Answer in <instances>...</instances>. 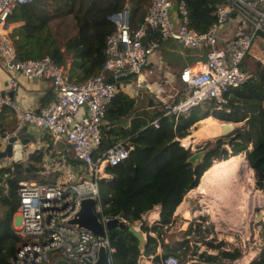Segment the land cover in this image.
<instances>
[{
    "label": "built area",
    "instance_id": "1",
    "mask_svg": "<svg viewBox=\"0 0 264 264\" xmlns=\"http://www.w3.org/2000/svg\"><path fill=\"white\" fill-rule=\"evenodd\" d=\"M33 1L0 0V62L10 72L8 86L16 84L18 75L48 80L54 87L55 98L35 111L21 108L6 90L0 89V107L10 106L17 120L13 131L0 135V147L23 126H30L52 135L54 145L58 140L66 142L78 167L64 164L56 167L59 175L53 183L25 180L19 183V205L12 217V227L22 241L11 264H94L101 246L105 248L106 264H113L114 249L105 223L111 217L124 218L104 214L106 205L100 195L99 181H107L109 178L103 174L106 166L123 162L129 151L128 143L122 140L98 151L96 157L93 155L101 143V125L107 107L125 86L121 81L107 82V77L132 73L134 87L151 88L140 77L144 67L161 40L173 39L183 47L203 49L204 60L198 69L184 67L180 71L183 97L175 102L164 101L162 112L144 128H158L161 119L169 116L176 122L179 115L211 100L217 107L221 106L226 101L225 95L248 79L245 59L249 58L247 55L254 56L250 49L258 43L255 38L259 36L264 42V0H221L214 6V20L204 31L192 27L184 0H150L142 21L136 29H131L130 7L126 3L121 10L106 16L114 30L106 37L105 60L100 70L81 81L71 79L68 71L48 55L25 60L16 57L12 35L24 22L9 18L17 5ZM231 23L233 29L226 30V25ZM148 31L158 32L159 39L148 37ZM0 168L12 172L15 164H0ZM9 171L1 175L0 186L6 185ZM84 198L94 199L93 211L104 227L103 237L71 223ZM162 262L177 264L174 257Z\"/></svg>",
    "mask_w": 264,
    "mask_h": 264
},
{
    "label": "trees",
    "instance_id": "2",
    "mask_svg": "<svg viewBox=\"0 0 264 264\" xmlns=\"http://www.w3.org/2000/svg\"><path fill=\"white\" fill-rule=\"evenodd\" d=\"M149 1L35 0L30 3H21L14 8L10 16L11 19L24 22L12 35L16 57L19 60H25L48 55L53 62L66 68L67 58L70 55L69 76L75 81H81L98 73L105 60V40L114 30L113 23L106 16L121 10L128 2L130 7L129 25L131 29H136L143 19ZM184 1L192 27L204 31L214 20V6L221 0ZM148 37L159 39V33L148 31ZM248 73V79L240 86L231 89L225 95V103L221 104L220 109H212L210 115L204 109L217 107L214 100L196 106L186 114L179 115L176 122L174 117L169 116L161 119L158 128L153 126L143 128L152 118L162 112L163 102L157 98L156 101L152 100L150 104L154 107L152 113H145L133 118L130 121L129 129L123 131L126 135H129L128 139H130L127 145L128 158L115 166H106L105 172L112 174L116 178L115 180L108 182L101 179L99 181L100 195L106 205L104 214L108 216L120 215L127 222L132 223L140 218L138 210L141 203L140 198H142V202L151 198L152 195H148V191L155 197L162 196L163 198L165 195L170 198L174 197L171 204L163 209L175 207L186 191L198 185L200 177L212 165L213 160H225L229 156L240 154L243 151L246 152V159L249 167L254 172L257 185L264 188V140L261 141V135H264V64L256 62ZM179 97H181V94H179ZM177 100L176 97L170 102ZM133 107V99L119 89L107 107L104 121L107 120L109 125H112L121 118L129 116L134 109ZM209 117L231 122L244 120L248 128L237 131L234 136L224 141L217 139L210 142L214 146L205 152L201 162L197 163L196 166L186 161L185 164L188 165L186 169L193 177L189 178L185 186L180 185L179 199L173 194L174 190L167 188V186L164 188L166 193L162 195L163 189H160V187L167 184L166 179L169 181L179 174V170L175 168L176 164L182 158L191 155L188 149H180L177 141L168 145L169 141L176 136H185L186 130L195 122ZM104 124L101 125V133L104 132ZM114 132L112 129H106L107 135ZM253 134L256 136L258 148L248 150V142ZM115 141L101 135V143L93 155L96 157L98 151H104L116 143ZM224 144L230 147V152L225 146H222ZM172 145L175 146V150H178L175 156H171L172 158L167 164L153 172L152 165L160 159H164L169 147ZM149 155H154L153 162H150L151 156ZM145 157L152 165L148 163L146 167L143 166ZM35 161L40 162L41 158L39 156L35 157ZM146 168L151 172H146ZM0 171L3 174L9 171V168H2ZM23 172L24 170L20 164H16L15 169L5 179L6 185L0 186V264H11V259L22 241V237L12 227V217L19 205L18 187L24 179ZM171 173H173V176H171ZM139 183L143 185L137 186ZM131 184L138 187L139 195L137 201L132 204L133 206L128 208L125 204L122 206L120 201L124 189L130 190L128 186H131ZM160 184L163 185L160 186ZM157 186L158 189L152 190ZM142 231L145 232L143 229ZM108 237L114 249L112 253L113 264H138L139 242L131 233L126 230L115 229L108 232ZM146 238L147 245L144 253L147 255L154 254L153 244L156 242V238L149 233H147ZM205 243L208 248L217 249V252L214 254L206 250L198 252L197 247L190 251L187 239H183L178 243L177 248H171L164 244L159 258L163 260L174 257L177 264H185L194 256L200 262L223 264L224 260L231 263V260L236 259L239 255L237 250L233 252L224 250L222 242L213 244L210 240ZM249 264H264V247Z\"/></svg>",
    "mask_w": 264,
    "mask_h": 264
},
{
    "label": "crops",
    "instance_id": "3",
    "mask_svg": "<svg viewBox=\"0 0 264 264\" xmlns=\"http://www.w3.org/2000/svg\"><path fill=\"white\" fill-rule=\"evenodd\" d=\"M172 13H175L173 7ZM10 20H14L13 18ZM228 28L233 29V23L226 25ZM258 46L263 47L264 42L262 38L258 41ZM204 60V50L197 48H186L173 39L161 40L160 46L157 50L150 55L147 64L144 67L141 78L146 79L150 83L151 88H136L134 87L135 76L121 81L122 85H125L120 90L127 94L134 101V109L127 117L121 118L119 121L109 125L108 121H104V132L102 137H106L115 142L126 140L129 144V135L123 131L128 130L130 127V121L136 116L144 115L145 113H152L154 107L150 104L152 100L156 101L158 98L162 102L173 100L177 97L180 99L183 97L184 84L180 80L179 74L184 67H190L192 69H198L201 66L200 63ZM71 64L70 55L67 58L66 70L68 71ZM10 72L5 70L4 66L0 62V89L6 90L8 96L12 97V100L21 108H28L38 111L40 107L47 104L50 100L55 98V90L51 82L48 80L40 79H26L20 75L16 77V84L14 86H8V79ZM181 94V97H179ZM136 113V115H134ZM16 116L14 110L7 105L0 107V135L10 133L16 127ZM144 128V127H143ZM106 129L114 130V133L107 135ZM28 133L34 137V140L27 138V142L19 144L18 142L13 146L12 158H6L0 161V164L14 163L20 164L23 168V174H27L30 180L36 182L53 183L57 181L59 170L56 167L64 164L65 166L78 167L77 161L71 156L66 142L65 146L60 152H57L56 143L53 144V136L44 130L33 128L30 126H23L17 134ZM193 137V136H192ZM188 139V138H187ZM190 142L192 138L188 139ZM188 142L189 146L191 143ZM6 144L0 147V150L5 148ZM40 157L41 161L36 162L35 157ZM62 165V166H64ZM39 168V170H37ZM2 168H0L1 170ZM109 179L108 182L113 181L116 178L112 174L103 172ZM173 173H171V176ZM0 171V177H1ZM36 175L42 176L37 179ZM168 180V179H166ZM145 183V182H143ZM139 183L137 186H142ZM163 184H160L162 186ZM159 187L152 190H156ZM151 190V191H152ZM169 191V189H168ZM173 198L165 195L159 201H152L154 211L147 212L145 214L140 213V219L147 222L157 221L160 218V214L164 207L171 204ZM142 201V198H140ZM180 205L176 206V213H181ZM178 211V212H177ZM154 212V213H153ZM157 212V213H156ZM139 220V219H138Z\"/></svg>",
    "mask_w": 264,
    "mask_h": 264
},
{
    "label": "rangeland",
    "instance_id": "4",
    "mask_svg": "<svg viewBox=\"0 0 264 264\" xmlns=\"http://www.w3.org/2000/svg\"><path fill=\"white\" fill-rule=\"evenodd\" d=\"M128 3V2H127ZM129 5V3H128ZM260 39L259 36L255 38V42H258ZM250 54H254L252 57L251 55L246 57L245 59V64L247 67V70L249 71L252 66L256 62H261L264 64V46L259 47L258 43H254L250 49ZM221 106L218 107H213L211 109H204V111H207L206 113L209 115L212 112V109H220ZM222 109V108H221ZM210 118V117H209ZM206 118V119H209ZM204 119V120H206ZM216 120V119H215ZM220 121L221 125L223 124H229L231 122H225L222 120H217ZM216 124V123H215ZM246 126L245 128H248V125L246 122L239 121V122H232L231 126L234 128L235 126ZM198 122H195L188 130H186V135L183 137H174L173 140L169 141L168 145L173 144L174 141H177L178 146L180 149L186 150L188 149L189 152L192 154L194 153H199L202 154L201 157H199L196 160V163L193 165H197V163L201 162L205 152L214 146L210 142H213L217 139H220L221 141H224L228 139L229 137H214L210 139H204L200 140L196 144L191 143V146L187 147L182 143V140L185 139L188 142H190V138H193V132L194 131H199L196 130L198 128ZM220 128V127H218ZM222 128V127H221ZM203 130V129H202ZM221 135V134H220ZM188 138V139H187ZM264 140V135H261V141ZM192 142V141H191ZM183 144V145H182ZM222 146H225V148L228 149L230 152V147L227 144H224ZM258 144L256 140L255 134H253L248 142V150L251 149H257ZM178 150H175V146L172 145L169 147V151H167L166 156L164 159H160L156 164L152 165L150 162H153L154 155L151 156L150 162L148 161L147 157H145L144 164L143 166L146 167V164H151L153 172L154 170H159L163 167V165L167 164L169 160L172 158L171 156H175ZM181 151V150H180ZM172 154V155H171ZM243 158L245 159L247 166L248 162L246 159V152L243 151L240 153ZM190 155V156H191ZM190 156H186L179 160V162L176 164V170H179V174L175 175L172 179L169 181L166 180L167 184H164V187H160V189H163L162 195L166 193L164 188L167 186V188H172L173 194L176 195V197L179 199V189L180 185L185 186V184L189 181V178L193 177L191 173L188 171V165L185 164L186 161H188V158ZM216 160H213L215 162ZM189 162V161H188ZM250 168V167H249ZM251 169V168H250ZM146 172H151L149 169H145ZM182 170V171H181ZM252 170V169H251ZM253 171V170H252ZM37 179H40L42 176L36 175ZM23 177L25 181H33L29 179V176L27 174H23ZM165 182V183H166ZM169 182V183H168ZM128 185V184H127ZM134 185V184H133ZM131 184L130 190L124 189V193L122 194L121 198V205L125 204L127 205L128 208L133 206L134 201H137V196L139 195L137 191V186H133ZM179 186V187H178ZM248 188L252 192V194H257L260 196V201L252 208V210L248 214L243 215L241 219H238L239 223H242V225L245 224L246 229L241 228L235 230L234 227H232L229 223V221L224 220L223 218L220 219L219 215V210L220 212L225 213L226 215L232 214L234 215L233 211L231 212L227 208L221 206V205H214V211L212 208L209 206V200L211 199L210 197H203L201 194L197 193L195 191V188H192L188 191H186L182 197L180 198L181 200L176 204L183 206L180 207L181 209H186L189 211L190 216L189 218L184 216L182 212L176 213V206L171 207L169 209H163L162 213L160 214V219L157 221H153L152 223L147 222L146 220H142L139 218L134 220L132 223L135 227L139 229H143L145 232H143L145 235L149 233L150 235L154 236L156 238V242L153 244L154 246V254H149L147 255L144 253L145 247L139 248L140 254L138 257V264H165V262H162V259L159 258V256L162 254L163 251V245L170 246L171 248H177L178 243L182 241L183 239H187L188 244L190 246V251L194 250L195 247L198 248V252L201 251H207L209 253H216L217 249H211L208 248L206 245V241H212L213 244H218L220 242L223 243L222 248L224 250H228L230 252H233L237 250L239 252V255L236 259L231 260L232 262L229 263V261L224 260L223 264H233L237 261H240L241 259L251 256L249 262L258 255V253L261 251V249L264 247V219L258 220L257 215L259 213L264 214V188H261L257 185L256 179L254 177V172L252 173V181L247 183ZM178 188V190H176ZM148 195H152L151 198L148 200L146 199L145 201H140V206L138 207V210L140 213L145 214L147 212L154 211L153 208V201H159L162 199L161 197H155L150 191H148ZM144 193H146L144 191ZM158 193V192H157ZM156 193V194H157ZM150 197V196H149ZM206 199V200H205ZM147 202V203H146ZM139 204V203H138ZM210 207V208H209ZM218 208V209H217ZM178 212V211H177ZM251 215V216H250ZM198 228H200L198 230ZM228 260V259H227ZM189 264H209V263H200L199 260L192 257L189 261H187Z\"/></svg>",
    "mask_w": 264,
    "mask_h": 264
},
{
    "label": "bare ground",
    "instance_id": "5",
    "mask_svg": "<svg viewBox=\"0 0 264 264\" xmlns=\"http://www.w3.org/2000/svg\"><path fill=\"white\" fill-rule=\"evenodd\" d=\"M231 123L221 125L220 121L213 118L199 121V126L196 129L199 131L193 132L192 143L196 144L205 138L210 139L222 133H229L233 128ZM182 143L187 147L189 146L185 139L182 140ZM252 173L253 171L247 166L241 154L231 155L225 160L213 162L200 177L195 191L203 197L206 196L211 198L208 202L213 211L215 208L214 205L217 204L227 208L231 212L233 211L234 215H226L219 210L220 219L223 218L229 221V224L234 227L235 230L241 228L246 229L247 226L239 223L238 219H241L246 213L247 216H249V212L260 201V196L252 194L248 188L249 186H247V183L252 181ZM181 210L182 214L189 218L190 213L187 208ZM250 257L251 256H247L233 264H249Z\"/></svg>",
    "mask_w": 264,
    "mask_h": 264
},
{
    "label": "water",
    "instance_id": "6",
    "mask_svg": "<svg viewBox=\"0 0 264 264\" xmlns=\"http://www.w3.org/2000/svg\"><path fill=\"white\" fill-rule=\"evenodd\" d=\"M119 74V73H118ZM133 77L132 73H128L126 75H119L116 78H113L112 75L107 77V82H114V81H122L126 79H130ZM10 99L12 100V97L10 96ZM225 122H231V121H225ZM246 126H235L232 128V130L229 133H222L221 135H218L217 137H232L235 135V133L239 130H243ZM31 138L34 140V137L31 134L24 133V134H15L8 138V141L6 143V146L3 150H0V161L6 158H12L13 156V146L18 142L19 144H24L27 142V138ZM65 146V143L61 140H58L56 143V150L57 152H60L61 149ZM202 154L194 153L189 158L188 161L192 164L196 163V160L201 157ZM93 204L94 199L92 198H84L81 201V207L78 211L76 217L71 220V223L77 224L78 227H83L92 233H94L97 236L103 237L104 236V227L101 224L98 216L93 211ZM258 220L263 219V214L259 213L257 215ZM126 230L127 232L131 233L139 242L138 247L142 248L147 244V238L146 235L143 233V231L137 227H135L133 224H130L125 219H120L119 217H111L108 219V221L105 223V230L106 232H110L111 230ZM60 264V263H59ZM94 264H106V253L105 248L103 246L100 247L98 252V258Z\"/></svg>",
    "mask_w": 264,
    "mask_h": 264
}]
</instances>
